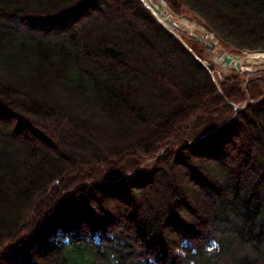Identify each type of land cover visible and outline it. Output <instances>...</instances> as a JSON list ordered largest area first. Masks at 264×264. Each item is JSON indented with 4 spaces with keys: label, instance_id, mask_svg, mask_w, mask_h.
I'll use <instances>...</instances> for the list:
<instances>
[{
    "label": "trees",
    "instance_id": "1",
    "mask_svg": "<svg viewBox=\"0 0 264 264\" xmlns=\"http://www.w3.org/2000/svg\"><path fill=\"white\" fill-rule=\"evenodd\" d=\"M165 2L264 51V0ZM187 43L141 0H0V264H264V71Z\"/></svg>",
    "mask_w": 264,
    "mask_h": 264
},
{
    "label": "rangeland",
    "instance_id": "2",
    "mask_svg": "<svg viewBox=\"0 0 264 264\" xmlns=\"http://www.w3.org/2000/svg\"><path fill=\"white\" fill-rule=\"evenodd\" d=\"M142 1L147 4L146 0ZM157 1L159 2L160 0ZM161 1L164 2L162 5L164 7L163 10L168 15V20L172 24V26L167 28L178 35L189 49H191V47L187 43L188 40L192 41L195 38H202L204 42H202L199 47L202 50L201 60L205 65L210 66V73L216 83H218L226 73L232 72L233 70H236L240 73H246V78L250 75L260 74L264 71V61L248 60V56L250 53H253V51H242L238 54H235L240 56V66L238 69L233 64H223L221 61L223 50L217 44V40L215 39L213 33L206 31L201 24L189 16L174 14L168 9L166 2L164 0ZM209 38L212 40L211 42L208 41ZM57 155L59 154L57 153ZM145 162L146 164L142 165L144 168H146L148 165H151L152 159H147ZM117 211L119 216H121L119 207Z\"/></svg>",
    "mask_w": 264,
    "mask_h": 264
},
{
    "label": "bare ground",
    "instance_id": "3",
    "mask_svg": "<svg viewBox=\"0 0 264 264\" xmlns=\"http://www.w3.org/2000/svg\"><path fill=\"white\" fill-rule=\"evenodd\" d=\"M146 3H147L146 5L155 13L159 21H161L167 27L172 26L171 22L168 20V15L164 12V10H161V7H163L162 5L164 4L163 1L160 0L158 2L157 0H146ZM159 9L160 11L158 12L157 10ZM248 60L264 61V52L250 53V55L248 56Z\"/></svg>",
    "mask_w": 264,
    "mask_h": 264
},
{
    "label": "water",
    "instance_id": "4",
    "mask_svg": "<svg viewBox=\"0 0 264 264\" xmlns=\"http://www.w3.org/2000/svg\"><path fill=\"white\" fill-rule=\"evenodd\" d=\"M145 4V3H144ZM146 5V4H145ZM147 6V5H146ZM148 7V6H147ZM149 8V7H148ZM163 8L164 7H161V10H163ZM150 9V8H149ZM151 10V9H150ZM152 11V10H151ZM158 12L160 11V9L159 10H157ZM152 13L154 14V16L156 17V15H155V13L152 11ZM157 18V17H156ZM157 20H158V18H157ZM159 21V20H158ZM160 23H162L161 21H159ZM163 24V23H162ZM166 28H167V26L165 25V24H163ZM172 33H174L172 30H170ZM176 35V34H175ZM176 37L179 39V40H181L182 41V39L178 36V35H176ZM199 39V38H198ZM208 41L209 42H211L212 40L209 38L208 39ZM183 42V41H182ZM184 43V42H183ZM185 44V43H184ZM185 46L188 48V46L185 44ZM189 49V48H188ZM221 61H222V63L223 64H225V65H229V64H233L237 69H238V67L240 66V56L239 55H232V54H230V53H224L223 55H222V57H221ZM251 102H253V101H249V102H247V103H245L244 105H242V106H238V105H235V104H233V107H234V109L236 110V111H240L241 109H243L244 108V106H246L247 104H250Z\"/></svg>",
    "mask_w": 264,
    "mask_h": 264
}]
</instances>
